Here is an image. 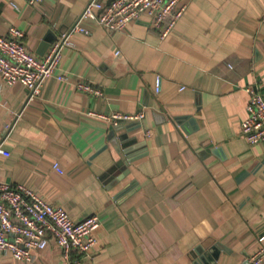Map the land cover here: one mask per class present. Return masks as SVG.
Listing matches in <instances>:
<instances>
[{
    "label": "crops",
    "instance_id": "crops-1",
    "mask_svg": "<svg viewBox=\"0 0 264 264\" xmlns=\"http://www.w3.org/2000/svg\"><path fill=\"white\" fill-rule=\"evenodd\" d=\"M87 1L0 0V34L15 26L42 55ZM185 1L166 37L146 14L122 32L86 22L89 32L63 48L66 79L48 77L31 101L0 80V180L33 188L73 220H100L87 254L67 259L50 243L22 259L0 251V264H244L264 249V142L240 133L246 87L264 92V0ZM78 80L101 94L77 90ZM116 112L144 113L118 122L138 124L127 152L110 134ZM214 245L206 261L192 255Z\"/></svg>",
    "mask_w": 264,
    "mask_h": 264
},
{
    "label": "built area",
    "instance_id": "built-area-1",
    "mask_svg": "<svg viewBox=\"0 0 264 264\" xmlns=\"http://www.w3.org/2000/svg\"><path fill=\"white\" fill-rule=\"evenodd\" d=\"M39 1L28 0V3ZM186 7L185 0H88L76 21L57 36L42 55H37L27 46L22 30L11 26L6 35L0 34L1 85L20 83L27 89V102L31 101L48 77L54 75L58 79H66L57 74L63 48L72 44L74 32H89L86 22L109 31L122 32L131 22L146 14L149 26L156 28L161 37H166ZM75 85L77 90L101 94L99 88L84 80H78ZM159 88L160 77L156 76L155 91ZM246 91L250 98L245 108L247 115L240 123L241 136L249 143L264 142V92L256 86H247ZM143 116V112L135 115L116 112L110 118L113 124H117L119 121L140 120ZM0 153L8 155L1 144ZM52 168L63 172L58 162L52 163ZM99 224L95 214L73 220L62 206L50 203L33 188L0 180V251H10L16 259L28 258L30 250H42L50 243L58 246L67 259L72 252L87 254L96 243L94 231ZM263 255L264 249L244 264H260ZM74 263L81 264L78 260Z\"/></svg>",
    "mask_w": 264,
    "mask_h": 264
},
{
    "label": "water",
    "instance_id": "water-1",
    "mask_svg": "<svg viewBox=\"0 0 264 264\" xmlns=\"http://www.w3.org/2000/svg\"><path fill=\"white\" fill-rule=\"evenodd\" d=\"M48 39V38H47ZM46 39V40H47ZM55 40V36H54V38H52L51 40H47V41H44V42H42V44H41V47L44 49V48H47L48 46H49V44L50 43H52L53 41ZM41 52V51H40ZM180 123H181V120L182 119H189V121L190 122H192L193 123V121H194V119L192 118V117H190V116H181V117H178V118H176ZM136 122H131V123H129V124H124V123H117V124H115L114 126V129L113 130H111V132H110V134L113 136V137H116V139H115V141H116V143H119L120 142V144H121V146L123 147V149H124V152H127V149L128 148H126L128 145H130V141H128V131H130L132 128H133V124H135ZM136 125H138L137 123H136ZM122 128H124L125 129V131L124 132H122L121 134H116L115 133V131H118V130H120V129H122ZM110 173H104L103 175H102V178L103 177H106V176H108ZM220 247V245H214V246H211L210 248H209V254L207 253V252H201V249H200V247H198V248H195V250L193 251V253H192V255L195 257V258H197L198 257V259L199 260H201V261H206L207 260V258L209 259V258H211V254L213 255H216V251L215 250H217V247ZM218 247V248H219ZM203 253V254H202ZM197 259V261H199ZM196 261V262H197Z\"/></svg>",
    "mask_w": 264,
    "mask_h": 264
}]
</instances>
